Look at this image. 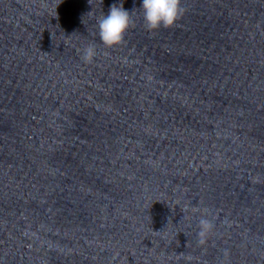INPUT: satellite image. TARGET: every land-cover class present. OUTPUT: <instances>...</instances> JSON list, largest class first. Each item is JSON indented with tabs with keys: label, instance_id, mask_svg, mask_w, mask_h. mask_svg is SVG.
I'll return each mask as SVG.
<instances>
[{
	"label": "clouds",
	"instance_id": "9594fccd",
	"mask_svg": "<svg viewBox=\"0 0 264 264\" xmlns=\"http://www.w3.org/2000/svg\"><path fill=\"white\" fill-rule=\"evenodd\" d=\"M143 21L146 30L152 32L163 28H172L185 13L182 0H142ZM98 34L101 42L106 48H113L121 45L127 31L133 21L130 11L126 10L123 3H114L110 6L107 14L98 20ZM97 55L96 47L93 44L86 46L81 55L85 63H91ZM214 221L209 219L207 214L199 219L197 236L199 243H205L207 237L214 230Z\"/></svg>",
	"mask_w": 264,
	"mask_h": 264
}]
</instances>
